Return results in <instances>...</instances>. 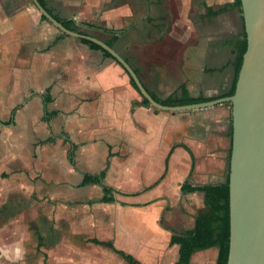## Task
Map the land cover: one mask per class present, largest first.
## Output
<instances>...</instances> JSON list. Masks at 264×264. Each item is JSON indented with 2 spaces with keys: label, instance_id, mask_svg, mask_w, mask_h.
<instances>
[{
  "label": "crops",
  "instance_id": "crops-1",
  "mask_svg": "<svg viewBox=\"0 0 264 264\" xmlns=\"http://www.w3.org/2000/svg\"><path fill=\"white\" fill-rule=\"evenodd\" d=\"M45 7L80 32L115 34L112 47L160 102L182 86L211 99L232 84V40L243 30L235 0H45ZM214 17L220 26H208ZM61 32L32 0H0V247L22 241L19 264H130L96 237L147 264H215L216 246L176 262L178 244L169 239L202 217L189 216L187 206L192 197L204 204L203 192L181 184L224 180L228 103L146 104L112 55ZM101 170L115 199L90 202L101 186L81 181ZM44 186L52 204L36 195L28 244L25 192Z\"/></svg>",
  "mask_w": 264,
  "mask_h": 264
},
{
  "label": "water",
  "instance_id": "water-1",
  "mask_svg": "<svg viewBox=\"0 0 264 264\" xmlns=\"http://www.w3.org/2000/svg\"><path fill=\"white\" fill-rule=\"evenodd\" d=\"M32 2L60 31L94 41L107 50L155 107L176 110L230 102L227 264H264V0H240L246 48L233 93L181 104H163L156 100L132 66L112 46L96 36L67 28L38 0Z\"/></svg>",
  "mask_w": 264,
  "mask_h": 264
},
{
  "label": "trees",
  "instance_id": "trees-1",
  "mask_svg": "<svg viewBox=\"0 0 264 264\" xmlns=\"http://www.w3.org/2000/svg\"><path fill=\"white\" fill-rule=\"evenodd\" d=\"M38 1L43 6H45V0H38ZM235 4L237 6H240V0H235ZM46 9L51 13V11L48 8ZM52 15L67 28L80 31L78 28V24L75 23L73 19L60 18L55 14ZM41 17L43 19H46L43 14H41ZM85 24L92 25L90 23H85ZM102 28L105 31H111V29H109L106 26H103ZM61 34L66 35V33L64 32H61ZM80 39L81 41L88 43L93 48L102 49L104 55L111 56V54L107 50L103 49L96 42L83 37H81ZM115 39L116 36L115 34H113L104 41L110 46H112L113 41H115ZM232 41H236L235 58H234V78L229 89L226 92L222 93V95L232 94L235 88L237 74L242 61V54L246 48V35H245L244 27L241 35L236 36ZM130 80L132 84L136 86L131 77ZM206 99H207L206 97L201 95L198 96L189 95V93L182 86L178 94L177 93L170 94L167 97L163 98L161 102L163 104H181V103L201 101ZM142 101L146 104L149 103L147 98L145 97L142 98ZM54 113L55 111L53 110L46 111L45 114L46 119L49 118V116L53 115ZM230 143H231V137H230ZM230 148L231 146H229L227 152V172L225 174L224 180L216 183H203V184H195V185H191L185 181L181 184V190L184 192L193 191V190H201L203 192V201L205 206L209 210V214L203 218L195 217L193 226L190 228H186L181 231H172L170 235L169 243L178 244V258L176 262L187 263L191 253L194 250L208 246H216L217 257L215 264H227L228 249H229L228 167H229ZM187 149L189 150V148ZM69 158L72 161L71 155ZM0 174L4 175L5 173L1 172ZM103 175H104L103 170L95 174H91V173L84 174L81 184L97 183L101 186V190H102V194L95 199H91L90 202L112 201L115 199V197L113 196L114 188L111 185L102 181ZM90 240L108 246L113 251L120 254L130 264H147L135 258L131 253L125 252L123 249L117 248L111 242V240H102L96 237H91Z\"/></svg>",
  "mask_w": 264,
  "mask_h": 264
},
{
  "label": "rangeland",
  "instance_id": "rangeland-1",
  "mask_svg": "<svg viewBox=\"0 0 264 264\" xmlns=\"http://www.w3.org/2000/svg\"><path fill=\"white\" fill-rule=\"evenodd\" d=\"M235 18L237 19L238 22H240V19H241L240 18V14L237 11H236ZM207 24H208V26H215L216 27V26H220L222 24V22H220L218 17H214L212 19H209ZM224 102L228 103L229 108L231 110L230 102L229 101H224ZM53 164H56V162H54ZM226 172H227V153H226V157H225V174H226ZM225 174L222 175L223 178L225 177ZM48 191L49 190L45 189V186H44L42 192H38V190L34 191V192H30V191L26 190V192H25V195H26V198H28V201H27V204L25 206H23V208L26 210V214L24 216L25 217L24 221H25V228H26L27 233H28L27 237L31 238V239H28V244H34L33 238H35V236H34V233H35L34 232V230H35L34 227L36 225V220L34 219V217H35L34 216L35 206H36V203L40 202V200H41L36 195H39V193H43L42 200L46 201V207L49 208L51 206V204H52V202H51L52 198L49 197L48 195L44 194V193H48ZM30 193H32L31 194L32 196H29ZM46 196H47V198H45ZM189 202L191 203L189 206H187L188 209H189V211H188L189 216L199 215V216L205 217V216H207L209 214L208 208L204 204H202L201 200H199L198 198H196V197L193 198L192 197V198L189 199ZM0 217L2 218V216H0ZM1 222L2 221L0 219V224H1ZM156 243L158 245H161L162 241L160 239H156ZM6 264H8V263H6Z\"/></svg>",
  "mask_w": 264,
  "mask_h": 264
},
{
  "label": "clouds",
  "instance_id": "clouds-1",
  "mask_svg": "<svg viewBox=\"0 0 264 264\" xmlns=\"http://www.w3.org/2000/svg\"><path fill=\"white\" fill-rule=\"evenodd\" d=\"M25 254L26 250L22 241L0 247V257L8 260L9 264H18L19 261L23 260Z\"/></svg>",
  "mask_w": 264,
  "mask_h": 264
}]
</instances>
